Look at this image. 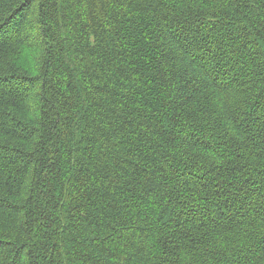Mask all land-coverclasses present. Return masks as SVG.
<instances>
[{"label": "trees", "instance_id": "obj_1", "mask_svg": "<svg viewBox=\"0 0 264 264\" xmlns=\"http://www.w3.org/2000/svg\"><path fill=\"white\" fill-rule=\"evenodd\" d=\"M0 264H264V0H0Z\"/></svg>", "mask_w": 264, "mask_h": 264}]
</instances>
